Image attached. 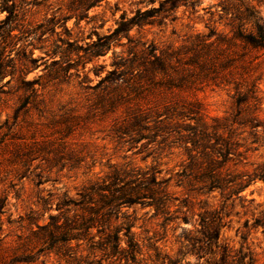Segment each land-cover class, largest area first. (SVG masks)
Here are the masks:
<instances>
[{"label":"clouds","instance_id":"obj_1","mask_svg":"<svg viewBox=\"0 0 264 264\" xmlns=\"http://www.w3.org/2000/svg\"><path fill=\"white\" fill-rule=\"evenodd\" d=\"M0 264H264V0H0Z\"/></svg>","mask_w":264,"mask_h":264}]
</instances>
